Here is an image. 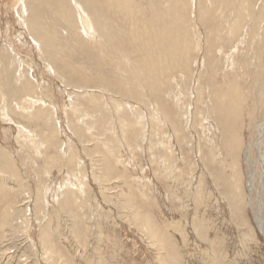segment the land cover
<instances>
[{"label": "rangeland", "instance_id": "374dc122", "mask_svg": "<svg viewBox=\"0 0 264 264\" xmlns=\"http://www.w3.org/2000/svg\"><path fill=\"white\" fill-rule=\"evenodd\" d=\"M38 1L0 0V264H264V0Z\"/></svg>", "mask_w": 264, "mask_h": 264}, {"label": "bare ground", "instance_id": "6f19581e", "mask_svg": "<svg viewBox=\"0 0 264 264\" xmlns=\"http://www.w3.org/2000/svg\"><path fill=\"white\" fill-rule=\"evenodd\" d=\"M38 1V0H37ZM54 2H55V5H56V2L57 3H61L62 1H64V0H53ZM68 1H70V0H68ZM72 1H74V0H72ZM174 1H176V0H174ZM180 1V3H182V0H179ZM191 1H193V0H191ZM195 1V0H194ZM209 1V0H208ZM211 1V0H210ZM242 1V0H241ZM39 2V1H38ZM108 2L110 3L111 2V4H114V2H116V4H118V7H119V9H122V12L124 13V14H126V15H128L129 13L128 12H130V10L133 8L132 6L135 4V3H133V1L132 0H108ZM135 2V1H134ZM154 3H155V1H153ZM238 2H239V0H238ZM243 2V1H242ZM49 3V2H48ZM51 3V2H50ZM49 3V4H50ZM68 3V2H67ZM137 3V2H136ZM194 3V2H193ZM203 3H206L205 1L204 2H202V4ZM210 3V2H209ZM234 4H236V1L235 2H233ZM41 4V3H40ZM47 4V3H46ZM46 4H45V6H46ZM66 3H65V1L62 3V4H59V5H57V7L55 8V6L54 5H52V7L54 6V10H55V13H57L56 15H57V17L59 18V19H62L63 20V18H65V21H67L69 18L68 17H72L73 18V12H74V10H73V8L71 7V5H69V6H67V4L65 5ZM74 4V3H73ZM76 4H77V6L79 7V9L82 11L83 9L84 10H86L88 13H89V15H91L92 14V11H93V9L96 11V10H98L97 9V6H98V4L96 3V1H94L93 0V2H92V0H76ZM130 4H131V6H130ZM243 4V3H242ZM248 4V3H247ZM256 4H257V2H256ZM138 5V4H137ZM196 5V4H195ZM215 5V4H214ZM231 6H232V4H230ZM246 5V4H245ZM254 5V4H253ZM258 5V4H257ZM36 6V5H35ZM108 6V5H107ZM117 6V5H116ZM135 6V5H134ZM172 6V5H171ZM192 6H194V4L193 5H191V7ZM205 7L207 6L208 7V5H204ZM233 6H235V5H233ZM44 7V6H43ZM51 7V6H50ZM136 7V6H135ZM153 7H155V6H153ZM207 7H206V11L208 10L207 9ZM214 7V6H213ZM241 7H243V6H241ZM241 7H239V8H241ZM254 7V6H253ZM49 8V7H48ZM75 8V7H74ZM156 8V7H155ZM154 8V9H155ZM188 8V7H187ZM195 8V7H194ZM248 8V7H247ZM258 7H256L255 8V10L257 9ZM40 9H42V7L40 8ZM44 9V8H43ZM145 9V8H144ZM192 9V8H191ZM190 9V10H191ZM236 9V8H235ZM242 9V8H241ZM47 10H49V9H47ZM188 10V9H187ZM210 10V9H209ZM213 10V9H212ZM229 10H231V9H229ZM247 10V9H246ZM25 11V10H24ZM94 11V12H95ZM121 11V10H120ZM133 11V10H132ZM136 11H138V10H136ZM194 11V10H193ZM205 11V10H204ZM224 11V10H223ZM234 11V10H233ZM29 12V11H28ZM35 12V11H34ZM77 13H78V11H76ZM119 12V11H118ZM134 12V14H135V11H133ZM142 12V11H141ZM147 12V11H146ZM145 12V13H146ZM226 12V11H225ZM18 13L19 14H21L19 11H18ZM26 13V12H25ZM41 13V12H40ZM44 13L45 12H43V15H44ZM53 13V12H52ZM75 13V12H74ZM77 13H76V15H77ZM128 13V14H127ZM131 13V12H130ZM138 13V12H137ZM217 13V12H216ZM242 13H244V12H242ZM34 14H36V13H34ZM33 14V12H32V15H34ZM59 14V15H58ZM148 14V13H147ZM186 14H187V12H186ZM207 14V13H206ZM215 14V13H214ZM218 14V13H217ZM245 14V13H244ZM42 15V16H43ZM86 15V14H85ZM131 15H132V13L130 14V17H131ZM143 15V14H142ZM141 15V16H142ZM177 15H178V13H177ZM194 15V14H193ZM201 15V14H200ZM232 15V14H231ZM254 15H255V12H254ZM29 16H30V14H29ZM41 16V15H40ZM53 16V15H52ZM79 16H81V15H79ZM87 16V15H86ZM129 16V15H128ZM133 16V15H132ZM144 16H146V15H144ZM153 16V15H152ZM215 16V15H214ZM233 16H234V13H233ZM236 16V15H235ZM253 16V15H252ZM51 17V16H50ZM137 17V16H136ZM201 17V16H200ZM52 18H54V16L52 17ZM76 18V17H75ZM85 18V17H84ZM87 18H89V16H87ZM132 18V17H131ZM146 18V17H145ZM151 18V17H150ZM202 18V17H201ZM203 18H205V17H203ZM237 18H238V16H237ZM236 18V19H237ZM37 19V20H36ZM44 19H46V18H44ZM43 19V20H44ZM48 19V18H47ZM74 19V18H73ZM81 18L79 17V20H80ZM148 19V18H147ZM21 20V19H20ZM24 20V19H23ZM39 19L38 18H36V17H34L33 18V23H31V27H29L28 25V27L27 28H31V33L32 34H34V35H36V36H40V38H43L44 40L43 41H47L46 40V38H45V34H44V32L45 31H48V29H50L49 28V25H47V23H45L44 21V23L43 22H40V21H38ZM40 20H42V19H40ZM81 20H83V19H81ZM80 20V21H81ZM104 20V19H103ZM165 20H168L167 18H165ZM201 20H203L204 21V19H201ZM252 20V19H251ZM93 21H94V19H93ZM202 21V22H203ZM232 21V20H231ZM31 22H32V20H31ZM49 22V21H48ZM237 21L235 20V23H236ZM27 23V22H26ZM29 23V22H28ZM50 23V22H49ZM82 23H83V27H84V29H85V25H84V21H82ZM204 23V22H203ZM94 24V23H93ZM98 24H100L101 26V29L103 30V32H104V35H105V37H108L107 39L108 40H110V38L112 39V40H114V39H116V37H118L117 35H114V34H110V35H108L106 32H107V30H106V28L108 29L109 27L108 26H110V25H108V24H106V23H98ZM206 24V23H205ZM201 25V24H200ZM204 25V24H203ZM47 26H48V29L47 30H45L44 29V27L45 28H47ZM147 26V25H146ZM177 26V25H176ZM80 27V26H79ZM95 27V26H94ZM99 27V28H100ZM206 27V26H205ZM97 28V27H96ZM147 28V27H146ZM183 28V27H182ZM204 28V27H203ZM231 28V27H230ZM229 28V29H230ZM55 29H57V28H55ZM60 29V28H59ZM80 29V28H79ZM88 29V28H87ZM94 29V28H93ZM111 29V28H110ZM177 29V28H176ZM249 29V28H248ZM188 30V29H187ZM186 30V31H187ZM90 31V30H89ZM95 31L96 30H94V33H95ZM109 31V30H108ZM176 31H178V30H176ZM232 31V30H231ZM55 32H57V33H60V31L58 32V30H55L54 31V33ZM62 32V31H61ZM93 32V31H92ZM91 32V33H92ZM102 32V31H101ZM111 32V31H110ZM109 32V33H110ZM207 32H209V31H207ZM206 32V33H207ZM210 32H211V30H210ZM233 32V31H232ZM242 32V31H241ZM49 33V32H48ZM83 33V32H82ZM106 33V34H105ZM139 33V32H138ZM146 33V32H145ZM217 33V32H216ZM231 33V32H230ZM53 34V33H52ZM93 34V33H92ZM187 34H188V32H187ZM219 34V33H218ZM87 35H89V34H87ZM138 35V34H137ZM173 35H174V32H173ZM180 35V34H179ZM182 35V34H181ZM229 35H231V34H229ZM55 36V35H54ZM60 36H61V34H60ZM91 36V35H90ZM96 36H97V34H96ZM188 35H186V37H187ZM221 36H223V35H221ZM227 36H228V34H227ZM182 37V39H183V35L182 36H180V38ZM208 37V36H207ZM230 37V36H229ZM228 37V38H229ZM49 38V37H48ZM61 38V37H60ZM91 38V37H90ZM94 38V37H93ZM97 38V37H96ZM189 38V37H188ZM196 38H198V37H196ZM36 39V38H35ZM75 39V38H74ZM81 39V38H80ZM87 39V42H88V39L89 38H86ZM103 39H105V38H103ZM106 39V40H107ZM179 39V38H178ZM189 39H191V38H189ZM39 40V39H38ZM111 40V41H112ZM198 40V39H197ZM62 41V40H61ZM77 41V40H76ZM78 41H81V40H78ZM92 41V40H91ZM36 41H34V43H35ZM39 42V41H38ZM59 42V41H58ZM68 41H66V43H67ZM72 42V41H71ZM105 42V41H104ZM180 42V41H179ZM210 42V41H209ZM227 42V41H226ZM42 43V42H41ZM41 43H40V46H41ZM68 43H70V42H68ZM81 42H79V44H80ZM111 43V42H110ZM186 43V42H185ZM54 44V43H53ZM83 44H84V42H83ZM82 44V45H83ZM109 44V43H108ZM37 45V44H36ZM46 45V44H45ZM47 45H48V42H47ZM46 45V46H47ZM56 45V44H55ZM86 45V44H85ZM84 45V46H85ZM112 45V44H111ZM116 45V44H115ZM143 45L144 46H149L150 44L149 43H147V42H143ZM203 45V44H202ZM38 46H39V44H38ZM54 46V45H53ZM113 46V45H112ZM185 46H187V45H185ZM197 47H199V45H196ZM44 47V46H43ZM91 47H93V46H91ZM118 47V46H117ZM63 48V47H62ZM67 48V47H66ZM107 48H108V46H107ZM106 48V49H107ZM111 48V47H110ZM184 48V47H183ZM203 48V47H202ZM219 48V47H218ZM39 49H40V47H39ZM64 49H65V47H64ZM73 49V48H72ZM97 49V48H96ZM105 49V50H106ZM109 49V48H108ZM41 50V49H40ZM71 50V49H70ZM90 50H92V49H90ZM95 50V49H94ZM101 50H104V48L102 49L101 48ZM110 51H111V49H109ZM135 50V49H134ZM202 50V49H201ZM49 51V50H48ZM98 51V49L97 50H95L94 52H97ZM188 51H189V49H188ZM198 51V50H197ZM233 51V50H232ZM64 52H66L67 53V51H64ZM99 52V51H98ZM107 52V51H106ZM105 52V53H106ZM114 52V51H113ZM128 52V51H127ZM164 52V51H163ZM184 52V51H183ZM215 52V51H214ZM83 53V55H84V52H82ZM103 52H101V54H102ZM104 53V54H105ZM107 53H109V52H107ZM124 53V52H123ZM138 53V52H137ZM137 53L135 54V57H136V55H137ZM189 53V52H188ZM193 53H194V51H193ZM226 53V52H225ZM90 54H93L92 53V51H91V53ZM97 54H99V53H97ZM97 54H96V57H97ZM104 54H102V55H104ZM230 54V53H229ZM234 54V53H233ZM74 55V54H73ZM87 55H88V53H87ZM110 55V54H109ZM121 55H125V54H121ZM168 55V54H167ZM190 56H191V54H189ZM188 55V56H189ZM182 56V55H181ZM46 57V56H45ZM68 57V56H67ZM87 57H89V55L87 56ZM102 57V56H101ZM103 57H105V56H103ZM186 57V56H185ZM201 57V56H200ZM12 58V57H11ZM65 58V57H64ZM71 58V57H70ZM84 58V57H83ZM112 58V57H111ZM195 58H196V56H195ZM21 59V58H20ZM53 58H51L50 60H52ZM74 59V58H73ZM86 59V58H85ZM97 60H98V58H96ZM115 59V58H114ZM121 59V58H120ZM135 59V58H134ZM182 59V58H181ZM220 59V58H219ZM46 60V59H45ZM58 60V59H57ZM66 60V59H65ZM196 60V59H195ZM223 60V59H222ZM24 61V60H23ZM49 61V60H48ZM67 61H68V59H67ZM70 61V60H69ZM68 61V62H69ZM94 61V60H93ZM123 61V60H122ZM127 61V60H126ZM140 61L141 62H144L145 60H143V58H140ZM45 62H47V60L45 61ZM64 62V61H63ZM78 62H79V60H78ZM91 62V61H90ZM100 62V61H99ZM115 62H119L118 60L117 61H115ZM114 62V63H115ZM129 62H130V60H129ZM140 62V63H141ZM70 63V62H69ZM76 63V62H75ZM84 63V62H83ZM232 63V62H231ZM48 64V63H47ZM59 64V63H58ZM71 64H74V61H73V63H71ZM130 64V63H129ZM56 65V63L54 64V66ZM70 65V64H69ZM88 65V64H87ZM94 65V64H93ZM101 65V64H100ZM121 65V64H120ZM145 65H146V63H145ZM203 65V64H202ZM201 65V66H202ZM232 65V64H231ZM49 66V65H48ZM73 66V65H72ZM81 66V68H82V66L83 65H80ZM80 66H75L76 68L77 67H80ZM105 66V65H104ZM108 66V65H107ZM107 66L105 67L106 68V70H108L107 69ZM204 66V65H203ZM10 67V66H9ZM35 68V67H34ZM52 68V67H51ZM54 69H55V67H53ZM52 68V69H53ZM58 67H56V69H57ZM66 68V67H65ZM74 68V67H73ZM81 68H80V70H81ZM85 67H83L82 69H84ZM103 67L101 66V69H102ZM104 68V69H105ZM209 68V67H208ZM33 69V68H32ZM169 69V68H168ZM220 69V68H219ZM58 70H60V68L58 69ZM67 70V69H66ZM65 70V71H66ZM76 70H78V68L76 69ZM85 70V69H84ZM109 70H111L110 68H109ZM207 70V69H206ZM31 71V70H30ZM64 71V70H63ZM82 71V70H81ZM125 71V70H124ZM136 71V70H135ZM217 71V70H216ZM36 72V71H35ZM60 72V71H59ZM62 72V71H61ZM196 72H197V70H196ZM58 73V72H57ZM108 73H109V71H108ZM121 73V72H120ZM214 73V72H213ZM56 74V73H55ZM59 74V73H58ZM62 74V73H61ZM65 74V73H64ZM126 74V73H125ZM21 75H22V73H21ZM23 75H25V74H23ZM28 75V74H27ZM27 75L25 76V77H27ZM60 75V74H59ZM83 74H81V76H82ZM100 75V74H99ZM111 75V74H110ZM113 75H114V73H113ZM116 75V74H115ZM141 75V74H140ZM3 76V75H2ZM8 76V75H7ZM30 76V75H29ZM33 76V75H32ZM63 76H65V75H63ZM120 76V75H119ZM213 76V75H212ZM122 77V76H121ZM201 77V76H200ZM8 78V77H7ZM13 78V77H12ZM30 78V77H29ZM119 78V77H118ZM198 79V78H197ZM27 80V79H26ZM30 80V79H29ZM34 80V79H33ZM176 80V79H175ZM209 80V79H208ZM196 81H198V80H196ZM195 81V82H196ZM15 82V81H14ZM30 82V81H29ZM34 82V81H33ZM174 82V81H173ZM35 83V82H34ZM175 83V82H174ZM200 83V82H199ZM32 84V83H31ZM37 84V83H36ZM202 84V83H201ZM35 85V84H34ZM128 85H129V83H128ZM204 85V84H203ZM5 86V85H4ZM13 86V85H12ZM39 86V85H38ZM98 86V85H97ZM163 86V85H162ZM165 86V85H164ZM163 86V87H164ZM23 87V86H22ZM41 87H42V85H41ZM100 87V86H99ZM145 87V86H144ZM231 87V86H230ZM67 88V87H66ZM104 88V87H103ZM223 90V89H222ZM112 91V90H111ZM145 91V90H144ZM200 91H201V89H200ZM214 91V90H213ZM226 91V90H225ZM9 92H10V89H9ZM6 94V93H5ZM68 94V93H67ZM197 94H199V93H197ZM205 95V94H204ZM111 96V95H110ZM226 96V95H225ZM27 97H28V95H27ZM67 97V96H66ZM70 97V96H69ZM68 97V98H69ZM94 97V96H93ZM112 97V96H111ZM117 97V96H116ZM201 98H203V97H201ZM207 98V97H206ZM226 98V97H225ZM115 99V98H114ZM32 100V99H31ZM70 100V99H69ZM96 100H98V99H96ZM167 100V99H166ZM174 100V99H173ZM198 100V99H197ZM218 100V99H217ZM26 101V100H25ZM36 101V100H35ZM32 102H34V101H32ZM31 102V103H32ZM70 102V101H69ZM99 102V101H98ZM107 101H105V103H106ZM178 102V101H177ZM201 102V101H200ZM211 102V101H210ZM5 103V102H4ZM29 103V102H28ZM42 103H44V102H42ZM21 104H22V102H21ZM20 104V105H21ZM120 104V103H119ZM211 104V103H210ZM4 105V104H3ZM174 106V105H173ZM207 106V105H206ZM5 107V106H4ZM26 110V109H25ZM203 111V110H202ZM208 111V110H207ZM214 113V112H213ZM38 114V113H37ZM28 115V114H27ZM166 115V114H165ZM174 115V114H173ZM210 115V114H209ZM167 116V115H166ZM176 116V115H175ZM50 117H52V116H50ZM212 117V116H211ZM166 118V117H165ZM222 118V117H221ZM5 119V118H4ZM214 119V118H213ZM164 120V119H163ZM170 120V119H169ZM188 120V119H187ZM11 121V120H10ZM171 121H173V120H171ZM164 122V121H163ZM209 123V122H208ZM216 124V123H215ZM229 124V123H228ZM166 126V125H165ZM165 126H164V128H165ZM208 129V128H207ZM259 129H260V132L262 133V132H264V122H262L261 123V125L259 126ZM216 130V129H215ZM196 136V135H195ZM233 138V137H232ZM234 143V142H233ZM255 147H256V149H257V151H258V153H259V156H258V162L260 163V165H261V167H262V169H263V177H262V179L260 180V187H262L263 186V179H264V154H262V152H261V143H260V141H257L256 143H255ZM214 148V147H213ZM1 149V148H0ZM251 149H252V147L249 145V147L247 148V152H246V155H245V159H246V162L249 164V152L251 151ZM6 160V159H5ZM161 162V161H160ZM8 167V166H7ZM254 173H251V172H248V178H249V187H247V188H249V204L251 205L252 204V202L254 201V198H253V190H254V181H255V177H254ZM235 186V185H234ZM248 186V185H247ZM236 192V191H235ZM71 193V192H70ZM261 194V193H260ZM260 194H258L257 195V199H258V202L260 203V205L261 206H259V207H261V209H262V211H264V201H263V198H261V196H260ZM232 195V194H231ZM236 198V197H235ZM260 209V208H259ZM260 212V211H259ZM258 212V213H259ZM263 214V213H262ZM260 217H261V214H260ZM263 217H261V220H260V228H261V230L262 231H264V218L262 219ZM47 246V245H46ZM45 246V247H46Z\"/></svg>", "mask_w": 264, "mask_h": 264}]
</instances>
